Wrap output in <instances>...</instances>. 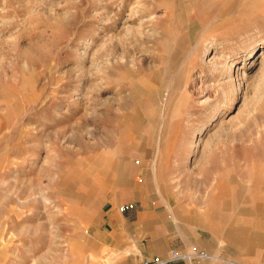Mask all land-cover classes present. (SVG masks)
I'll return each instance as SVG.
<instances>
[{
    "label": "rangeland",
    "instance_id": "374dc122",
    "mask_svg": "<svg viewBox=\"0 0 264 264\" xmlns=\"http://www.w3.org/2000/svg\"><path fill=\"white\" fill-rule=\"evenodd\" d=\"M116 198L264 264V0H0V264H97Z\"/></svg>",
    "mask_w": 264,
    "mask_h": 264
},
{
    "label": "crops",
    "instance_id": "0c3cea01",
    "mask_svg": "<svg viewBox=\"0 0 264 264\" xmlns=\"http://www.w3.org/2000/svg\"><path fill=\"white\" fill-rule=\"evenodd\" d=\"M243 151L237 149L236 156ZM134 181L140 182L138 179ZM142 185L144 183L136 184ZM226 186L224 183L218 188L219 197H224V203L228 201L224 196ZM129 203L119 198L106 202L99 218L91 224L90 232L99 244L92 253L97 264H141L155 257L166 260L167 264H212L208 246L201 242L193 229L174 230L172 215L158 212L147 203H135L134 207L121 210V206ZM232 205L230 208L235 209ZM225 215L235 216L237 220L248 218L243 209ZM173 253L178 256L173 258Z\"/></svg>",
    "mask_w": 264,
    "mask_h": 264
},
{
    "label": "built area",
    "instance_id": "2783aa9c",
    "mask_svg": "<svg viewBox=\"0 0 264 264\" xmlns=\"http://www.w3.org/2000/svg\"><path fill=\"white\" fill-rule=\"evenodd\" d=\"M177 256H178L177 253H173V258H176ZM141 264H167V261L160 257H155L152 259H146Z\"/></svg>",
    "mask_w": 264,
    "mask_h": 264
}]
</instances>
